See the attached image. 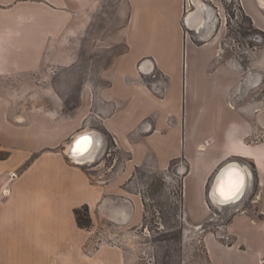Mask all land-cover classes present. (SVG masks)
<instances>
[{
  "label": "crops",
  "instance_id": "0c3cea01",
  "mask_svg": "<svg viewBox=\"0 0 264 264\" xmlns=\"http://www.w3.org/2000/svg\"><path fill=\"white\" fill-rule=\"evenodd\" d=\"M125 2L127 49L107 71L108 102L100 109L106 115H97L123 158L120 173L100 182L92 163L75 164L64 153L78 129L90 128L83 112L77 111L76 124L45 112L19 121L9 116L2 96L7 74L40 67L53 28L62 29L68 14L54 8L55 0H0V43L11 32L18 35L26 19L33 38L29 56L13 58L29 62L24 70L4 68L11 59L0 49V264H131L125 249L98 242L97 233L102 222L123 227L120 222L127 218L128 225L141 215L119 175L131 163L146 165L152 155L162 168L185 162L184 205L198 220L209 210L204 191L216 171L232 160L252 164L259 217L233 215L223 231L230 243L210 239L208 253L211 264H217L211 246L220 251V264H264V41L257 36L264 35V8L259 0H238L233 17L226 0ZM52 14L60 20L55 27ZM140 64L149 72L142 73ZM155 72L163 80L148 85ZM205 141L209 146L199 150ZM132 142L140 154L126 159ZM11 173L16 175L9 180ZM82 206L91 220L87 229L75 218Z\"/></svg>",
  "mask_w": 264,
  "mask_h": 264
},
{
  "label": "rangeland",
  "instance_id": "374dc122",
  "mask_svg": "<svg viewBox=\"0 0 264 264\" xmlns=\"http://www.w3.org/2000/svg\"><path fill=\"white\" fill-rule=\"evenodd\" d=\"M55 1L57 5L54 8L62 9L64 15L68 14L66 25L62 29L53 28L51 45L39 68L4 77L3 84L8 93L2 96L7 103L9 116H18V120L40 112H52L54 117L57 114L58 119L76 124L77 111L83 112L89 121L88 127L100 132L105 139L104 153L92 163L91 168H94L96 181L106 182L114 171L120 173L123 153L100 125L97 115H106V111L100 109L108 102L107 71L114 58L127 49L123 33L129 25L130 9L125 0ZM227 9L234 17L233 5L228 4ZM52 18L55 27L60 20L55 14H52ZM27 23V19L20 21L18 35L17 30L12 33L7 29L11 37L0 43L1 51L11 59L4 63V68L11 72L24 70L29 65L25 60H13L14 57L27 58L32 52L33 38H29L28 27H24ZM37 24H40V20H37ZM243 32V36L253 33ZM257 36L264 41L261 32ZM243 43L241 40L240 46ZM148 77V85L163 80L156 72ZM83 85L89 86L84 94L81 91ZM208 146L209 142L205 141L199 150L204 151ZM130 154L136 157L140 154L135 142L128 147L124 158H130ZM159 164L152 155L148 157L146 165L135 167L131 163L128 170L119 175L121 188L129 194L132 206L135 207L137 203L141 208V215L123 227L102 222L97 233L98 242L104 241L125 249L131 264H211L209 240L217 244L230 243L223 231L233 215L245 212L255 216V219L259 217L262 207L255 203L260 198L255 185L247 192L246 200L238 211L236 206L215 208L206 197L211 178L204 191L209 210L199 220L193 218L184 205L183 176L187 165L180 160L170 161L165 168ZM210 251L211 260L220 264V251L212 246Z\"/></svg>",
  "mask_w": 264,
  "mask_h": 264
},
{
  "label": "water",
  "instance_id": "95a60500",
  "mask_svg": "<svg viewBox=\"0 0 264 264\" xmlns=\"http://www.w3.org/2000/svg\"><path fill=\"white\" fill-rule=\"evenodd\" d=\"M201 18L197 26L201 25ZM147 61V60H145ZM142 63V62H141ZM152 70V69H151ZM142 73H147L149 71H143ZM91 141L90 146L86 149L84 153L77 151L79 145L82 141ZM105 150V139L103 135L95 129L85 128L82 131H79L66 144L64 153L67 158L75 164L85 165L94 163L96 160H99L103 155ZM77 158H85L83 164L77 162ZM254 185V173L250 165L245 163L242 160H232L223 164L214 174L212 180L208 186L206 197L211 206L215 208H224L228 206H236L238 208L243 205L246 200L247 192ZM221 189L225 193V198L221 195ZM242 192V195L240 194ZM238 197L237 200L233 201L232 199ZM221 199V201H227L228 204L225 206L218 205L216 199ZM127 218L120 222V225H125Z\"/></svg>",
  "mask_w": 264,
  "mask_h": 264
},
{
  "label": "trees",
  "instance_id": "16d2710c",
  "mask_svg": "<svg viewBox=\"0 0 264 264\" xmlns=\"http://www.w3.org/2000/svg\"><path fill=\"white\" fill-rule=\"evenodd\" d=\"M253 168V165L251 164ZM77 225L81 228H89L91 226V220L88 214L87 206H82L74 211Z\"/></svg>",
  "mask_w": 264,
  "mask_h": 264
},
{
  "label": "bare ground",
  "instance_id": "6f19581e",
  "mask_svg": "<svg viewBox=\"0 0 264 264\" xmlns=\"http://www.w3.org/2000/svg\"><path fill=\"white\" fill-rule=\"evenodd\" d=\"M259 4L264 8V0H259ZM47 115L51 116V117H54V113L50 112V113H47ZM23 119L22 118H19V121H22ZM91 141L89 140L87 143H85V141H82L79 145V148L77 149L78 152L80 153H84L86 151V149L90 146V143ZM78 161H83L85 160V158H77ZM242 195V192L240 193ZM223 197L225 198V195H223ZM238 197H235L233 198L232 200L233 201H240V200H237ZM218 203V205H221V206H225L228 204L227 201H221V199H216V201ZM128 216V215H127Z\"/></svg>",
  "mask_w": 264,
  "mask_h": 264
},
{
  "label": "built area",
  "instance_id": "2783aa9c",
  "mask_svg": "<svg viewBox=\"0 0 264 264\" xmlns=\"http://www.w3.org/2000/svg\"><path fill=\"white\" fill-rule=\"evenodd\" d=\"M226 1H227V3H229V4H232V5H233V9H235L234 7L236 6L238 0H226ZM15 175H16V173H11V174L9 175L8 179L11 180L13 177H15ZM4 193L6 194V190H5ZM263 262H264V259H263Z\"/></svg>",
  "mask_w": 264,
  "mask_h": 264
},
{
  "label": "snow or ice",
  "instance_id": "6c2138e0",
  "mask_svg": "<svg viewBox=\"0 0 264 264\" xmlns=\"http://www.w3.org/2000/svg\"><path fill=\"white\" fill-rule=\"evenodd\" d=\"M85 143H87V141H85ZM221 195H225V193L223 192V189H221Z\"/></svg>",
  "mask_w": 264,
  "mask_h": 264
}]
</instances>
